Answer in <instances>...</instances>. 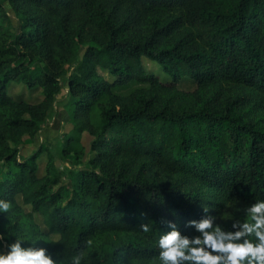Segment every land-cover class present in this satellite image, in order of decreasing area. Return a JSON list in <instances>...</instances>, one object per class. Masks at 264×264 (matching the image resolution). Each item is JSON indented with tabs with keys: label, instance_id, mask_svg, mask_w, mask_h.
I'll list each match as a JSON object with an SVG mask.
<instances>
[{
	"label": "trees",
	"instance_id": "obj_1",
	"mask_svg": "<svg viewBox=\"0 0 264 264\" xmlns=\"http://www.w3.org/2000/svg\"><path fill=\"white\" fill-rule=\"evenodd\" d=\"M63 82L64 152L87 134L91 153L68 182L51 153L42 176L41 150L19 156ZM0 198L41 217L59 264L81 250V264H159L162 218L177 213L184 232L205 205L225 228L244 219L264 198V0H0Z\"/></svg>",
	"mask_w": 264,
	"mask_h": 264
},
{
	"label": "clouds",
	"instance_id": "obj_2",
	"mask_svg": "<svg viewBox=\"0 0 264 264\" xmlns=\"http://www.w3.org/2000/svg\"><path fill=\"white\" fill-rule=\"evenodd\" d=\"M12 208L11 201L0 198V213L7 214ZM202 209L204 215L185 222L190 232L181 230L177 213L172 219H161L166 230L155 241L159 264H264V198L243 205L244 219L231 220L227 228L217 222L207 205ZM142 227L149 231L148 225ZM41 241L35 236L15 238L7 244V251H0V264H59L60 258L54 259L40 246ZM84 259L81 250L70 264H81Z\"/></svg>",
	"mask_w": 264,
	"mask_h": 264
},
{
	"label": "rangeland",
	"instance_id": "obj_3",
	"mask_svg": "<svg viewBox=\"0 0 264 264\" xmlns=\"http://www.w3.org/2000/svg\"><path fill=\"white\" fill-rule=\"evenodd\" d=\"M12 23L16 26L15 18L12 20ZM82 52L83 47L79 49V56ZM143 66L148 72L158 75L161 80H164V78L168 80V77L163 76L160 67L156 63L143 61ZM97 72L105 80H113V77L107 71L98 68ZM62 86L53 107L41 121L38 133L32 138L27 135L23 136L19 156L26 159L41 150L36 163L37 175L42 176L45 173L47 154L51 153L54 156L56 167L61 171L63 181L68 182L77 172L88 167V159L91 153L90 137L87 134L81 136L80 142L82 147L75 149V152H64L67 147L66 138L72 129V99L68 88L65 86V82H63ZM194 87L195 85L190 80H183L180 85V88L184 90H192ZM8 91L16 99H25L32 103L38 102L41 99V91L38 88L28 89L22 84L11 83L9 84ZM17 201L23 213L27 214L30 212V207L23 206L20 198ZM224 222L221 219L218 221V223L225 227ZM38 228L42 232H46L42 219L38 214H34L33 219H26L22 217L19 211L13 209L7 214L0 213V234L4 235V240L0 241V251H7V244L14 241L17 237L29 238L35 236L43 240L40 242V246L45 245L47 240L39 233ZM27 243L24 242L25 245Z\"/></svg>",
	"mask_w": 264,
	"mask_h": 264
}]
</instances>
